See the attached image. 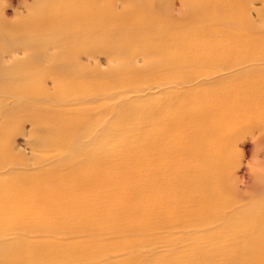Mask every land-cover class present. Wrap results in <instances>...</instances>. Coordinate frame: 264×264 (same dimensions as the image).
<instances>
[{
	"label": "bare ground",
	"instance_id": "1",
	"mask_svg": "<svg viewBox=\"0 0 264 264\" xmlns=\"http://www.w3.org/2000/svg\"><path fill=\"white\" fill-rule=\"evenodd\" d=\"M246 7V0H180L178 10L170 0H34L14 30L29 57L0 76L9 96L35 119L38 145L56 160L33 177L0 179V264H64L94 256L115 264L116 251L134 255L154 241L169 250L158 261L131 255L122 263L264 264V208L257 197L244 205L237 199L240 188L220 147L233 144L242 130L264 134V69L241 73L229 85L187 89L168 106L139 104L116 117L92 153L83 141L87 110L53 109L78 90L84 97L95 90L112 95L115 82L78 80L79 56L102 49L127 62L138 53L152 60L135 78L119 76L138 73L131 63L111 72L108 78L121 87L161 73L159 87H180L192 81L189 68L213 73L237 48L264 45ZM257 16L263 27L264 8ZM9 34L0 40V63L16 47H6ZM50 76L57 94L43 88ZM7 160L2 137L0 167ZM262 184L253 178L244 188L257 193ZM22 227L85 238L31 242L17 238ZM171 231L180 232L181 241L194 240L189 252H173ZM8 232L15 237L5 241Z\"/></svg>",
	"mask_w": 264,
	"mask_h": 264
},
{
	"label": "rangeland",
	"instance_id": "2",
	"mask_svg": "<svg viewBox=\"0 0 264 264\" xmlns=\"http://www.w3.org/2000/svg\"><path fill=\"white\" fill-rule=\"evenodd\" d=\"M175 10L180 7V0H170ZM200 1V0H194ZM246 15H248L254 23L261 27L259 33H264V26L259 20L257 13L264 8V0H246ZM34 0H0V27L4 34L0 35V40L4 41L6 34H9L6 40V47L16 46L12 48L7 56L0 63V73L12 70L16 65L21 67L29 57L26 50L21 46L23 40L19 35L15 36L14 30L19 27L22 20L28 16V8L33 4ZM117 12H122L121 7ZM210 23L209 20H205ZM182 30V29H181ZM257 31V29H256ZM0 41V45L2 42ZM22 42V43H21ZM21 43V44H20ZM51 54L57 56L58 50L51 51ZM232 56L234 54H231ZM230 60L221 67H215L213 73L204 75L202 67L189 68L188 72L192 76V81L180 87L175 85L158 86L163 74H158L156 79L134 80L129 84L121 87L116 82L114 76L108 78L109 74L118 71L120 67L131 63L138 73L127 71L119 73L123 78H135L136 75L145 74V67L152 62L150 58H144L143 54L133 55L131 62H127V58H112L106 50H98L92 56L87 57L85 54L79 56L81 63V72L78 80H92L99 78L108 82V85L114 83L110 94H102L95 90L88 92L84 97L80 90L69 94L68 99L62 103L53 105L55 110H63L70 108L73 110H87V119L84 123L86 133L83 135V141L88 144L86 153H92L96 150L97 137L101 136L108 129L119 114H130L139 104L152 105L154 102L160 105L168 106L173 103L178 94L187 89L203 87V86H218L229 85L236 76L249 71L264 69V45L256 47L237 48V52L233 57L227 56ZM233 58V59H231ZM47 65V64H45ZM47 67V66H45ZM16 68V69H17ZM118 77V76H117ZM0 76V141L4 137V142L7 143L8 160L0 167V179L8 178L15 179L19 176L33 177L41 173L49 163H54L56 157L45 147H40L38 142L41 135L38 134L35 119L29 116L26 111L19 107V103L14 98L10 97L4 89V83ZM44 81L43 88L49 89L50 94H57L59 86L55 85L54 76L47 77ZM80 89L86 87L85 83L81 82ZM82 96L84 98H82ZM94 96H97L94 97ZM96 98V100L94 99ZM37 106H43L42 101H36ZM91 121H94L90 124ZM224 150L226 156L224 163H229V177L238 183L240 190L238 191L237 199L240 203L251 204L257 197V204L264 208V134L259 129L246 132H239L236 141L230 145L220 146ZM253 178L260 180L263 183L257 188V193H249L246 191ZM245 187V188H244ZM201 235H205L203 232ZM17 238H24L31 242L44 240H78L85 235L69 234V235H47L35 231L28 230L22 227L17 231ZM173 252L182 256L191 250L194 244L193 239L181 241V233L171 231L168 234ZM15 237L10 232L7 233L5 241H9ZM76 242V241H75ZM206 248L209 252L214 250L215 244ZM168 247L157 241L152 242L149 246H140L137 253L132 255L135 259L149 258L152 261H158L161 256L168 253ZM130 253L126 250L116 251L112 254L113 263H125L130 259ZM84 259V258H83ZM123 262V263H122ZM263 262V260H261ZM115 263V264H116ZM64 264H105L100 258L95 256L92 258L67 262ZM136 264V263H133Z\"/></svg>",
	"mask_w": 264,
	"mask_h": 264
}]
</instances>
